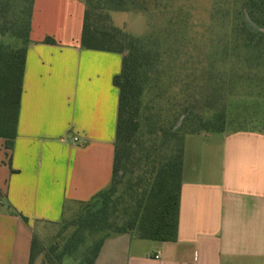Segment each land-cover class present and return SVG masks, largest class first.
Masks as SVG:
<instances>
[{"label": "crops", "instance_id": "0c3cea01", "mask_svg": "<svg viewBox=\"0 0 264 264\" xmlns=\"http://www.w3.org/2000/svg\"><path fill=\"white\" fill-rule=\"evenodd\" d=\"M84 10L34 0L13 148L0 138V264H30L33 238L112 179L123 56L81 48ZM189 137L176 240L113 235L95 264H264V129Z\"/></svg>", "mask_w": 264, "mask_h": 264}, {"label": "trees", "instance_id": "16d2710c", "mask_svg": "<svg viewBox=\"0 0 264 264\" xmlns=\"http://www.w3.org/2000/svg\"><path fill=\"white\" fill-rule=\"evenodd\" d=\"M232 49L250 64L264 63V0H234ZM81 48L121 54V72L113 84L119 90L113 173L107 188L81 204L72 221L75 232L58 260L77 251L86 233L101 234L88 248L83 264H95L105 240L132 234L141 240L175 241L178 231L185 142L188 135L224 132L225 112L205 121L195 113L192 95L183 102L165 101V65L170 53L158 35L136 37L113 24L111 14L147 11V0H84ZM34 0H0V138L13 148L23 92ZM212 17L230 10L215 5ZM12 38L15 44L4 43ZM47 43H54L51 38ZM238 53V54H237ZM224 77L217 76L220 84ZM188 94V92H187ZM187 137V138H186ZM33 238L30 264L44 250ZM56 246L50 253L56 251ZM49 252L41 264H52ZM55 264V263H53Z\"/></svg>", "mask_w": 264, "mask_h": 264}, {"label": "rangeland", "instance_id": "374dc122", "mask_svg": "<svg viewBox=\"0 0 264 264\" xmlns=\"http://www.w3.org/2000/svg\"><path fill=\"white\" fill-rule=\"evenodd\" d=\"M234 4V0H147V11L115 12L111 17L116 27L133 36L158 35L164 49H170L169 63L165 65V101L176 97L178 102H183L185 96L192 95L194 111L205 121L218 112H225L223 131L262 130L264 63H246L229 44L235 21L231 9ZM215 5L231 13L216 17L214 22ZM3 41L5 44L17 42L12 38ZM218 75L224 77L220 84L216 80ZM192 135L196 134L187 137ZM82 211L83 206L73 207L61 224L52 228L42 242L39 240L43 253L49 252L53 263L83 264L88 248L101 237V234L86 233L83 242L77 244L76 252L58 260L56 254L65 248L75 232L71 223ZM53 246L57 250L50 253ZM43 253L34 264L42 263Z\"/></svg>", "mask_w": 264, "mask_h": 264}, {"label": "built area", "instance_id": "2783aa9c", "mask_svg": "<svg viewBox=\"0 0 264 264\" xmlns=\"http://www.w3.org/2000/svg\"><path fill=\"white\" fill-rule=\"evenodd\" d=\"M156 258H159V256H157Z\"/></svg>", "mask_w": 264, "mask_h": 264}]
</instances>
